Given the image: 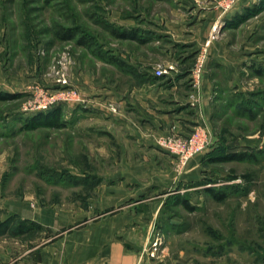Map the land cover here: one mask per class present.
<instances>
[{"label": "rangeland", "instance_id": "rangeland-1", "mask_svg": "<svg viewBox=\"0 0 264 264\" xmlns=\"http://www.w3.org/2000/svg\"><path fill=\"white\" fill-rule=\"evenodd\" d=\"M70 27L78 29L71 39L55 34ZM114 30L138 31L144 39L119 38ZM79 32L92 38L91 46L77 42ZM92 50L131 64L138 59L144 73L160 67L156 78L164 83L175 75L188 83L182 88L188 114L199 121L185 132L171 122L154 136L164 153L156 166L122 164L155 152L120 149L125 108L104 86L123 92L129 82L138 84L139 71ZM204 81L210 113L203 121ZM69 89L74 97L60 99ZM0 92L8 95L0 99V221L19 216L11 211L14 201L76 209L92 194L124 189L143 194L147 211L156 209V218H148L151 263L264 264V0H0ZM56 106L63 125H26ZM203 127L208 139L187 159L166 147L168 138ZM162 160L177 176L170 187L150 183L164 177ZM211 186L226 196L212 198L205 190ZM44 233L5 231L0 250L20 249L11 241Z\"/></svg>", "mask_w": 264, "mask_h": 264}, {"label": "crops", "instance_id": "crops-1", "mask_svg": "<svg viewBox=\"0 0 264 264\" xmlns=\"http://www.w3.org/2000/svg\"><path fill=\"white\" fill-rule=\"evenodd\" d=\"M140 38L138 41H143L144 37ZM136 61V64H131L124 60L123 67L139 71L135 73L138 76L137 85L129 82L123 92H118L109 82L104 86L106 95L121 99L125 108V117L121 118L127 126L121 132L123 142L119 144L120 149L155 152L149 159L147 155H142V160L135 158L133 154L134 158H129V161L123 159L125 161H122V164L156 166V155L164 156V153L155 143L154 136L167 131L171 122L178 124L175 125L179 132H185L192 126L190 124L199 121V118L194 120L188 114L186 92L182 90L188 83L183 82L180 75L166 78L164 83L150 71L140 72L145 71L144 67L140 65V60ZM208 88L204 81L203 94L198 102L202 105L203 111L198 114L203 121L210 113L207 102ZM94 130L102 134L107 130L106 132L115 135L114 130L110 128ZM161 164L166 171L164 177H161V181L152 180L150 183L153 186L166 184L170 187L177 179L176 173L170 169L168 162L162 160ZM193 167L189 164L188 170ZM116 175L118 178L124 177V174ZM122 190L117 194H92L85 206L76 209L60 207L55 203L41 205L25 201L12 202L13 213L21 218L36 221L48 236L36 241L30 238L12 240L11 244L17 243L20 249H11L7 254L1 249L0 264H153L147 252L152 231V223H148V218L155 217L156 209L154 210L153 206L151 212L147 211L143 194H121ZM161 202H158L157 206Z\"/></svg>", "mask_w": 264, "mask_h": 264}, {"label": "trees", "instance_id": "trees-1", "mask_svg": "<svg viewBox=\"0 0 264 264\" xmlns=\"http://www.w3.org/2000/svg\"><path fill=\"white\" fill-rule=\"evenodd\" d=\"M76 27H70V28H63L62 30H56L55 34L59 36L61 39H71L73 38L78 32ZM80 33V32H79ZM116 37L119 38H134L137 40H140V36L138 31H129V32H122V31H116L114 30L112 32ZM92 38L86 35V33L82 32L77 37V42L80 44H88L91 46ZM93 52V50H92ZM98 58L104 59L105 61H111L116 66L123 67V62L116 58L114 55H111L106 57L100 52H93ZM5 93L0 92V99L5 98ZM61 106H56L52 108L51 110L47 112H39L35 114L34 116L27 118L25 120L26 125L32 124V125H40V124H53L56 126L63 125L64 122L60 119L61 117ZM237 158H243L245 157L244 153H239L235 155ZM210 193L209 195L216 199V200H222L226 194L220 190V188H214V187H206L205 189ZM173 200L176 202L181 203L183 207H185L188 210H191L193 206H191L186 198L180 197L178 194L172 195ZM42 226L37 223L36 221L29 220V219H20L17 215H10L6 220L0 221V233H4L5 231H10L11 234L14 235H21V234H30L33 230H40Z\"/></svg>", "mask_w": 264, "mask_h": 264}, {"label": "built area", "instance_id": "built-area-1", "mask_svg": "<svg viewBox=\"0 0 264 264\" xmlns=\"http://www.w3.org/2000/svg\"><path fill=\"white\" fill-rule=\"evenodd\" d=\"M163 73H164L163 70H161V68L158 67L155 69L154 75L161 76ZM73 93L74 92L69 89L61 94L62 97L60 99L70 101L72 97H74ZM77 101L82 102L81 99H78ZM41 106L43 108H46L47 103L44 102ZM207 139H208V133L207 130L203 127V128H198L193 134L183 139L178 138V140H175L173 138H168V142L165 143V145L166 147H169V150L176 153H180L183 159H187L190 154L201 149L204 146ZM156 244L157 242L154 243V245Z\"/></svg>", "mask_w": 264, "mask_h": 264}]
</instances>
